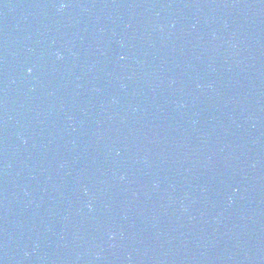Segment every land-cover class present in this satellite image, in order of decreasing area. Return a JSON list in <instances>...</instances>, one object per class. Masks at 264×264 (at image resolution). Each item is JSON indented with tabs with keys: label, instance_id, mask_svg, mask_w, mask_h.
<instances>
[{
	"label": "water",
	"instance_id": "95a60500",
	"mask_svg": "<svg viewBox=\"0 0 264 264\" xmlns=\"http://www.w3.org/2000/svg\"><path fill=\"white\" fill-rule=\"evenodd\" d=\"M0 264H264V0H128L0 166Z\"/></svg>",
	"mask_w": 264,
	"mask_h": 264
},
{
	"label": "clouds",
	"instance_id": "9594fccd",
	"mask_svg": "<svg viewBox=\"0 0 264 264\" xmlns=\"http://www.w3.org/2000/svg\"><path fill=\"white\" fill-rule=\"evenodd\" d=\"M61 7H63V5Z\"/></svg>",
	"mask_w": 264,
	"mask_h": 264
}]
</instances>
